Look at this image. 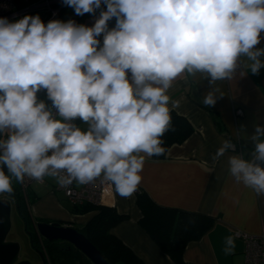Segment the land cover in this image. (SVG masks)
Returning a JSON list of instances; mask_svg holds the SVG:
<instances>
[{
  "label": "clouds",
  "instance_id": "9594fccd",
  "mask_svg": "<svg viewBox=\"0 0 264 264\" xmlns=\"http://www.w3.org/2000/svg\"><path fill=\"white\" fill-rule=\"evenodd\" d=\"M63 4L78 16L100 10L99 16L91 27L74 20L45 24L38 14L0 18V195L8 198L14 180L45 177L64 188L99 180L132 196L146 159L168 152L162 138L180 107L170 95L178 80L208 79L213 90L202 103L211 108L223 96L218 82L264 69V48L256 47L264 39V0ZM41 92L47 100L38 98ZM238 134L254 148L248 158L228 156V172L264 196V127ZM233 148L224 140L213 160ZM225 244L232 254L234 237Z\"/></svg>",
  "mask_w": 264,
  "mask_h": 264
},
{
  "label": "crops",
  "instance_id": "0c3cea01",
  "mask_svg": "<svg viewBox=\"0 0 264 264\" xmlns=\"http://www.w3.org/2000/svg\"><path fill=\"white\" fill-rule=\"evenodd\" d=\"M102 8L106 10L103 4ZM99 11L96 16L87 13L78 16L68 6L54 20H74L77 24L91 27ZM114 26L115 18L109 22L110 28ZM261 36L264 37V32ZM98 39L102 41V36ZM256 47L264 48V39ZM261 59L264 60V57ZM240 71L245 70L241 68ZM217 87L223 96H219L217 103L209 108L202 103L203 96L213 90L208 79L202 80L199 75L187 76L175 83L170 95L172 99L180 100V107L171 113L182 117L192 133L183 142L171 145L163 159H146L143 180L138 188L162 209L212 219V225L205 234L187 244L181 264H244L245 245L235 238V232L253 236L264 234V196H256L250 189L236 183L227 165L228 156L243 152L248 158L247 153L254 148L250 141L246 144L238 133L251 136L255 126L264 127V69L258 74L246 72L244 76L238 71L234 80L218 82ZM39 99L47 100L46 93ZM237 110H241L242 115L237 116ZM226 139L231 140L237 150L230 149L224 157L213 160L216 150ZM35 185L44 188L46 183L34 184L29 189ZM45 190L41 198L34 192H28L30 195L27 193V213L37 223H59L60 226L71 223L69 225L81 230L97 213L92 208L83 214L76 213L61 192ZM56 193L62 195L67 206L55 201ZM113 196L114 208L110 209H114L124 220L112 228L111 236L142 264H179L163 252L141 226L143 213L137 205V193L125 198L114 189ZM42 203L45 205L37 209ZM12 207L19 217L15 203H12ZM229 236L235 239L232 254L224 251ZM10 240L15 241L13 238ZM84 261L91 264L85 258Z\"/></svg>",
  "mask_w": 264,
  "mask_h": 264
},
{
  "label": "trees",
  "instance_id": "16d2710c",
  "mask_svg": "<svg viewBox=\"0 0 264 264\" xmlns=\"http://www.w3.org/2000/svg\"><path fill=\"white\" fill-rule=\"evenodd\" d=\"M21 2V0H17ZM172 130L165 133L164 147L169 149L173 144H178L188 139L192 133L189 124L180 116L171 113ZM237 148V147H236ZM165 156V155H164ZM164 156L154 157L161 160ZM15 181V180H14ZM13 181V183H14ZM17 187H14L13 199L17 213L25 225V231L29 236L31 248L40 254L42 258H48L44 264H86L84 257L75 249L62 242H41L34 232H29L32 220L25 209L23 199L18 195ZM137 205L143 213L141 226L153 239V241L167 253L175 262L181 264V257L187 244L200 239L211 227L212 219L201 215L181 213L174 210H165L156 206L142 192H137ZM96 209L97 213L89 222L78 230L101 252L109 264H142V262L125 248L110 231L124 220V217L116 214L114 209L107 207L77 206L76 213L83 214ZM38 238V239H36Z\"/></svg>",
  "mask_w": 264,
  "mask_h": 264
},
{
  "label": "built area",
  "instance_id": "2783aa9c",
  "mask_svg": "<svg viewBox=\"0 0 264 264\" xmlns=\"http://www.w3.org/2000/svg\"><path fill=\"white\" fill-rule=\"evenodd\" d=\"M66 7L68 6L63 4V0H21V2L17 0H0V18L6 17L12 21L23 18L25 15L34 16L38 14L42 21L47 24L49 21L54 20L60 11ZM236 114L237 116L242 115V111L237 110ZM231 150H237L236 146L234 145V148ZM45 178L41 182L26 178L20 185L23 190L27 191L34 184H45ZM55 190L61 192L73 207L92 206L114 208V188L101 183L99 180L89 185H78L74 183L69 188H64L57 184ZM36 236L42 242L37 234ZM234 236L244 242V264H264V234L253 236L235 232Z\"/></svg>",
  "mask_w": 264,
  "mask_h": 264
},
{
  "label": "water",
  "instance_id": "95a60500",
  "mask_svg": "<svg viewBox=\"0 0 264 264\" xmlns=\"http://www.w3.org/2000/svg\"><path fill=\"white\" fill-rule=\"evenodd\" d=\"M264 166V165H262ZM12 203L0 200V264H31L21 260L19 243L7 241L11 231ZM43 242H62L79 252L91 264H109L101 252L73 226H60L59 223L39 222L35 232ZM40 255V254H39ZM44 263V261H43Z\"/></svg>",
  "mask_w": 264,
  "mask_h": 264
},
{
  "label": "rangeland",
  "instance_id": "374dc122",
  "mask_svg": "<svg viewBox=\"0 0 264 264\" xmlns=\"http://www.w3.org/2000/svg\"><path fill=\"white\" fill-rule=\"evenodd\" d=\"M44 95H45L44 92L38 93L39 98L41 96H44ZM45 182H46V185H45L44 188L47 189V191H49V192L51 190H55V188H56V186L58 184L55 179L50 178V177H46L45 178ZM13 187L19 188L18 189V195L23 199L24 205H25V209H28V207H29V203H28V200H27V193L28 192L29 193L30 192H34L40 198L43 196L44 188H41V187H39L37 185H35V186L31 187L29 190L25 191V190L22 189L20 183L14 181ZM29 193H28V195H30ZM1 199H8L9 201H11V203H14L12 198H8L7 197V194L0 195V200ZM54 199H55V201H57V203L59 205L67 206V203L63 200V197H62L61 194L56 193V196L54 197ZM44 205H45V203L40 204V206H38L37 209L43 207ZM36 224H37V220L33 219L31 224L29 225V232L31 234H33V232H34L35 236H36V233H35ZM69 224H71V223H66L64 226L69 227L70 226ZM61 226H63V225H61ZM71 226H74V225H71ZM12 238L15 240L13 242L19 243V245L21 247V252H20L21 260L28 261L31 264H43V261H44V263H48L49 262V260H48V258H46V256H45V258H42V256H40L37 252H35L30 247V244H29L30 240H28L29 236L27 235V232L25 231V225L22 222V220L19 219V217L16 215L14 207H12V211H11V231H10L9 236L7 237V241H11L10 239H12ZM36 239H38V238H36Z\"/></svg>",
  "mask_w": 264,
  "mask_h": 264
}]
</instances>
